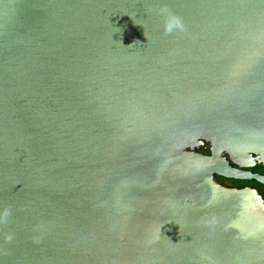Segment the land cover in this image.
Wrapping results in <instances>:
<instances>
[{
	"label": "water",
	"instance_id": "1",
	"mask_svg": "<svg viewBox=\"0 0 264 264\" xmlns=\"http://www.w3.org/2000/svg\"><path fill=\"white\" fill-rule=\"evenodd\" d=\"M264 0H0V264H264Z\"/></svg>",
	"mask_w": 264,
	"mask_h": 264
},
{
	"label": "flooded vegetation",
	"instance_id": "2",
	"mask_svg": "<svg viewBox=\"0 0 264 264\" xmlns=\"http://www.w3.org/2000/svg\"><path fill=\"white\" fill-rule=\"evenodd\" d=\"M255 172H258V173H261V174H264V167H256L253 169ZM219 181L225 185H230V186H234V185H241V183H238V184H235L232 183L231 181H228V180H224V179H219ZM248 184V183H247ZM245 184V185H247ZM255 186L259 187L263 192H264V186L263 185H260L258 183H254Z\"/></svg>",
	"mask_w": 264,
	"mask_h": 264
},
{
	"label": "rangeland",
	"instance_id": "3",
	"mask_svg": "<svg viewBox=\"0 0 264 264\" xmlns=\"http://www.w3.org/2000/svg\"><path fill=\"white\" fill-rule=\"evenodd\" d=\"M232 182L233 183L235 182V184L240 183V181H232ZM244 182H246V184L248 183L247 185H254V183H255V182H252V181H244ZM234 186H240V185H234Z\"/></svg>",
	"mask_w": 264,
	"mask_h": 264
},
{
	"label": "trees",
	"instance_id": "4",
	"mask_svg": "<svg viewBox=\"0 0 264 264\" xmlns=\"http://www.w3.org/2000/svg\"><path fill=\"white\" fill-rule=\"evenodd\" d=\"M232 182V181H231ZM233 183V182H232ZM241 183V185L240 186H238V187H242V186H244L245 184H246V182H240Z\"/></svg>",
	"mask_w": 264,
	"mask_h": 264
}]
</instances>
